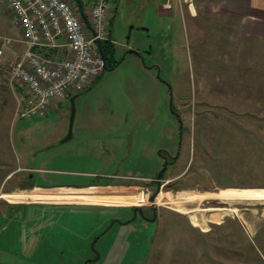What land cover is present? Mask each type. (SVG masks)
<instances>
[{
	"label": "rangeland",
	"instance_id": "1",
	"mask_svg": "<svg viewBox=\"0 0 264 264\" xmlns=\"http://www.w3.org/2000/svg\"><path fill=\"white\" fill-rule=\"evenodd\" d=\"M80 1L89 13L93 0ZM179 1L182 18L158 19L157 2L165 0H107L112 62L75 94L69 140V99L20 119L16 97L0 90L4 175L15 170L4 191L20 183L133 186L84 195L108 206L23 204L6 216L9 198H1L0 264H264V199L215 196L264 189V41L234 39L216 20L192 24L189 3ZM2 17L9 24L5 8ZM35 193L41 201L83 196ZM134 194V202L114 199ZM124 203H155L154 223L112 225L124 218L114 205Z\"/></svg>",
	"mask_w": 264,
	"mask_h": 264
},
{
	"label": "built area",
	"instance_id": "2",
	"mask_svg": "<svg viewBox=\"0 0 264 264\" xmlns=\"http://www.w3.org/2000/svg\"><path fill=\"white\" fill-rule=\"evenodd\" d=\"M0 1L7 5L9 24L22 32L25 46L23 55L7 68L10 80L24 89L18 118L43 115L85 91L101 75L105 60L98 43L107 39V0H93L89 13L84 11L86 22L74 0ZM12 43L13 39L0 37V57ZM57 51L65 58L48 56Z\"/></svg>",
	"mask_w": 264,
	"mask_h": 264
},
{
	"label": "crops",
	"instance_id": "3",
	"mask_svg": "<svg viewBox=\"0 0 264 264\" xmlns=\"http://www.w3.org/2000/svg\"><path fill=\"white\" fill-rule=\"evenodd\" d=\"M189 3L188 6V13H189V19L192 22H196L197 18H201V21H208L213 22L214 20L217 21L221 25V29L231 30L233 31V34L231 35L234 39H257L259 42L264 41V0H184ZM194 1L195 4H197L196 7H194ZM0 12L2 13L4 8L9 12L10 11L5 4V2L0 1ZM182 6L181 1L179 0H165V2L159 3L157 2L156 5V16L158 19H173L174 17H180L182 18ZM5 23V24H4ZM111 21L108 22V25L111 26ZM193 24V23H192ZM5 25V27H4ZM7 25V26H6ZM108 26L107 28V39L101 43V45L107 46H113L114 41L112 39V31L111 27ZM3 33H6L7 36H10L13 39V43L9 47L4 48L3 56L0 57V90L3 89L4 92L8 93V96L16 97V99L19 101L20 96L22 93H24L23 87L18 84L15 81H11L8 74H7V68L8 64L18 58H20L24 51L25 46L22 42L23 35L22 32L11 25L6 24L5 21H3V17L0 21V30H3ZM193 30H195L193 28ZM150 30L149 28H145V33L149 34ZM227 34V33H226ZM115 49V48H114ZM109 50V49H108ZM152 49L150 48L149 55L152 56ZM173 53H175V48L173 49ZM114 54V53H113ZM112 57L110 55L109 65L111 64L112 60H110ZM239 59V58H238ZM176 57H174L173 61L176 62ZM110 67V66H109ZM156 68V66H151L148 68V70H151L152 68ZM163 69L160 68V71ZM166 71H169V69L165 68ZM96 80L94 81V83ZM93 83V84H94ZM92 84V85H93ZM92 87V86H91ZM90 87V88H91ZM89 88V89H90ZM58 106V105H57ZM55 107V106H54ZM4 156L0 153V171L3 172L2 179H0V199L1 198H9L7 205H5V209L2 210L3 216H6L8 212L11 211L12 208L19 206V205H43V206H97L102 205L103 202H90V201H53L54 198L51 201L46 200H24L19 198L21 194H29L32 192H36L39 190L46 191V194L54 195H66L68 197H71L73 195H97L98 190H124L131 188L133 186L131 185H123V184H99V185H93V186H74V185H55V186H42V185H23L15 184L12 185L11 189L8 191H4V187L6 186L8 181H11L13 176L10 177V175L15 171L10 169L8 174L4 175L5 172V164L2 162V158ZM18 169H28L30 171H33V168H24L19 167ZM17 169V170H18ZM42 171V169H41ZM5 182V180H7ZM70 190V191H68ZM53 191V192H51ZM111 191V192H112ZM55 192V193H54ZM109 192V191H106ZM139 194V193H138ZM102 196H114L112 194L103 193ZM58 197V196H55ZM26 199H31L32 197L25 196ZM60 198V197H59ZM33 199V198H32ZM61 199V198H60ZM4 200V199H3ZM105 206L110 205L109 203L103 204ZM113 205V204H111ZM119 205H127V204H119ZM119 205H114L119 206ZM129 205V204H128ZM113 206V207H114ZM257 252L261 255V250L257 249ZM264 260V258H263Z\"/></svg>",
	"mask_w": 264,
	"mask_h": 264
},
{
	"label": "flooded vegetation",
	"instance_id": "4",
	"mask_svg": "<svg viewBox=\"0 0 264 264\" xmlns=\"http://www.w3.org/2000/svg\"><path fill=\"white\" fill-rule=\"evenodd\" d=\"M102 47H104V52H105L104 57H105V59L108 60L113 49L111 48L112 50H108L107 46H105V45H102ZM161 181H162V176L160 177L159 181H157V180L154 181L155 191H154V194L152 195V196L155 195L154 200H155L157 194L159 193L158 189H159ZM138 197H140V194H138ZM124 204H127V205H119V206L115 207L118 210H120L117 217H124V218L123 219L122 218L115 219L114 223L125 225L124 223L129 224V223L135 222L137 220L144 222V223H154L155 218L157 217V212H158L155 203H151V205H149L148 207H145L144 204H140V205H135L132 203H130V204L124 203ZM146 211L150 212V216L145 214ZM153 218H154V220H152ZM93 260H96V258Z\"/></svg>",
	"mask_w": 264,
	"mask_h": 264
},
{
	"label": "bare ground",
	"instance_id": "5",
	"mask_svg": "<svg viewBox=\"0 0 264 264\" xmlns=\"http://www.w3.org/2000/svg\"><path fill=\"white\" fill-rule=\"evenodd\" d=\"M264 189H226V190H221L217 195V198L220 199H226L224 201H227V199L232 198V196H241V198H247V199H264ZM27 197H32L35 200H40L39 199V194H36L35 192L26 194ZM24 195H20L19 198L23 199L26 196ZM81 195V194H80ZM76 198V200L78 201H98V199L96 198H92V197H87V196H74ZM54 197H51L50 199H48L49 201H51ZM61 199L65 200L64 197H60ZM109 198V197H107ZM43 199V198H42ZM67 199V198H66ZM114 199H117L116 202H121V200H128V201H133L136 199L135 194L133 196H128V197H124V195L122 196H115ZM202 199V197H200V200ZM46 200V199H45ZM46 200V201H48ZM106 200V199H105ZM109 200V199H108ZM107 200V201H108ZM109 201H115V200H109ZM221 201V200H220ZM134 202V201H133ZM223 209V208H222ZM179 212L184 213V209H177ZM214 211H220V210H214ZM222 211V210H221ZM223 212V211H222ZM220 212V213H222ZM212 217V216H211ZM192 219V218H191ZM218 220V219H217ZM197 226V225H196Z\"/></svg>",
	"mask_w": 264,
	"mask_h": 264
},
{
	"label": "water",
	"instance_id": "6",
	"mask_svg": "<svg viewBox=\"0 0 264 264\" xmlns=\"http://www.w3.org/2000/svg\"><path fill=\"white\" fill-rule=\"evenodd\" d=\"M74 1L77 3V5H78V7H79V10H80V13H81V17H82V19L86 22L85 12H84L83 5H82L81 1H80V0H74ZM98 50H99V53H100L101 57L105 60V57H104V55H103V52L101 51V46H100L99 43H98ZM129 52H131V53H135V51H129ZM75 96H76V95H74L73 97H71V98L69 99V100H70V103H71V116H70V123H69V131H68V135H67V137L64 139V141L69 140L70 137H71V127H72V121H73V117H74V106H73V100H74ZM164 160H165V162H164V164H163L162 169H161V170L157 173V175H156L157 181L160 180L161 174L164 172L165 167L167 166V160L165 159V157H164ZM158 183H159V182H158ZM154 197H155V195H154V196H151V197L149 198V201L152 202V201L154 200ZM152 220H154V218H153ZM113 223H114V221L112 222V224H113ZM124 224H126V223H124Z\"/></svg>",
	"mask_w": 264,
	"mask_h": 264
},
{
	"label": "trees",
	"instance_id": "7",
	"mask_svg": "<svg viewBox=\"0 0 264 264\" xmlns=\"http://www.w3.org/2000/svg\"><path fill=\"white\" fill-rule=\"evenodd\" d=\"M111 48H112L113 50H112ZM105 49H106V48H105ZM107 49L112 50V52H111V57H112V56H113V53H114V47H113V46H110V45L107 44ZM101 51L103 52V54H104V56H105L104 47H102V45H101ZM106 62H107V61L105 60V63H106ZM106 67H107V64H106ZM106 67H105V68H106ZM71 97H73V96H71ZM71 97H70V98H71Z\"/></svg>",
	"mask_w": 264,
	"mask_h": 264
}]
</instances>
